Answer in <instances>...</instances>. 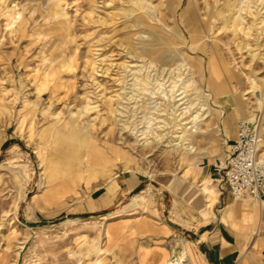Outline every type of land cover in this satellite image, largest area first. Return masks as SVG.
Listing matches in <instances>:
<instances>
[{
	"label": "rangeland",
	"instance_id": "obj_1",
	"mask_svg": "<svg viewBox=\"0 0 264 264\" xmlns=\"http://www.w3.org/2000/svg\"><path fill=\"white\" fill-rule=\"evenodd\" d=\"M252 115L264 160V0H0V264H141L156 226L191 264L176 211L207 216Z\"/></svg>",
	"mask_w": 264,
	"mask_h": 264
},
{
	"label": "crops",
	"instance_id": "obj_2",
	"mask_svg": "<svg viewBox=\"0 0 264 264\" xmlns=\"http://www.w3.org/2000/svg\"><path fill=\"white\" fill-rule=\"evenodd\" d=\"M235 137V136H234ZM209 164L208 175L220 183L219 168ZM129 182L127 181L126 184ZM115 183L106 188V196L113 195ZM138 184H134L133 188ZM219 184L218 193L206 204L212 207L207 216L177 210V222L181 236L189 243L191 264H264V200L257 202L251 210H243L230 195L227 186ZM211 192V191H209ZM104 192L95 201L90 198L87 205L99 210L105 204ZM133 196V204L138 203ZM180 212V213H179ZM174 229L156 226L138 240L135 255L141 264H167L173 252ZM183 241V240H182ZM95 253L100 249L93 246ZM184 256V255H183Z\"/></svg>",
	"mask_w": 264,
	"mask_h": 264
},
{
	"label": "built area",
	"instance_id": "obj_3",
	"mask_svg": "<svg viewBox=\"0 0 264 264\" xmlns=\"http://www.w3.org/2000/svg\"><path fill=\"white\" fill-rule=\"evenodd\" d=\"M222 168V181L235 201L264 200V160L259 157L260 135L253 121H238ZM174 259V258H173Z\"/></svg>",
	"mask_w": 264,
	"mask_h": 264
},
{
	"label": "bare ground",
	"instance_id": "obj_4",
	"mask_svg": "<svg viewBox=\"0 0 264 264\" xmlns=\"http://www.w3.org/2000/svg\"><path fill=\"white\" fill-rule=\"evenodd\" d=\"M206 110L207 108H201V113L200 111L197 112L195 115H194V118H191L190 117H185L183 116L178 124L176 125V128L174 129L173 133H175L174 136H172L169 140H168V146H177V145H182L184 148L183 150H185L186 152H191L193 150V146H192V143H188V142H185L187 138H184L185 137V133L188 132L191 134H188L190 136H194L193 134L196 132V133H199L200 132V127H195V125L197 124V122L199 123L200 121L203 120V114L205 113L206 114ZM209 112V111H208ZM179 119V118H178ZM246 120L248 121H253L255 120L253 115L252 116H247L245 117ZM137 140H142V139H137ZM147 140H143V142H141L140 145H146V142ZM17 167V166H16ZM19 173V172H18ZM23 184L25 185L26 184V180H23ZM70 221V220H68ZM167 264H190L188 263L185 259H184V256H176V258L174 259H170L168 261Z\"/></svg>",
	"mask_w": 264,
	"mask_h": 264
}]
</instances>
